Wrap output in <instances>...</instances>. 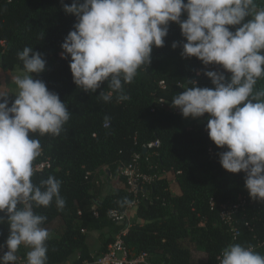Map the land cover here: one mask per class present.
<instances>
[{"label":"trees","instance_id":"obj_1","mask_svg":"<svg viewBox=\"0 0 264 264\" xmlns=\"http://www.w3.org/2000/svg\"><path fill=\"white\" fill-rule=\"evenodd\" d=\"M256 5L264 7V0H256ZM75 22V16L63 10L61 0H0L1 68L24 71L17 53L25 46L41 52L46 69L34 78L43 79L70 110V119L59 135L33 134L51 161L49 168L34 172L33 182L40 185L49 175L55 176L62 182L60 192L65 200L63 208L57 207L55 200L48 207H34L47 218L44 227L57 218L63 220L57 236H49L46 242V264L87 258L93 253L88 245L92 232L99 233L102 243L98 252H104L127 228V221L113 220L109 211L125 210L133 194L125 185L104 195L100 173L106 169L125 182L122 165L155 139H160L161 146L151 152L155 168L149 171L157 172L159 178L149 187L147 199L141 200L124 236L130 254L148 252L155 263L192 264L191 250L182 245L189 239L207 254L203 264H218L216 257L230 243L251 245L264 255V203L249 196L243 171L231 173L222 167L218 153L225 149L209 138L207 114L189 120L172 106V98L192 86L191 81L213 87L204 74L210 70L208 65L181 55L185 38L179 24L170 22L165 45L154 47L151 63L142 65L133 82L123 85L129 98L118 100V94L113 93L112 100L105 102L99 92L110 91L107 83L95 93L83 91L73 81L70 56L61 57V45ZM229 27L235 30L238 26ZM174 41L181 42L180 46L173 48ZM256 89H264V77L258 79ZM14 98L12 95L10 101ZM160 99L165 100V106L159 105ZM142 167L148 171L144 162ZM169 172L175 173L179 195L170 190ZM235 204L240 207L228 224L221 211L223 206ZM0 233V244H4L9 235L7 224H0ZM27 251L22 245L18 254L26 258Z\"/></svg>","mask_w":264,"mask_h":264},{"label":"clouds","instance_id":"obj_2","mask_svg":"<svg viewBox=\"0 0 264 264\" xmlns=\"http://www.w3.org/2000/svg\"><path fill=\"white\" fill-rule=\"evenodd\" d=\"M61 4L76 18L61 45V57L70 56L73 81L83 91L95 93L107 83L110 91L99 92L105 102L113 93L118 100L129 98L123 85L132 83L138 69L151 63L154 47L165 45L170 22L178 23L185 38L181 55L224 71H205L213 87L191 81L192 86L172 98V106L185 118L207 114L209 138L225 149L218 153L222 167L231 173L243 171L249 196L264 203V89H256L264 77V7L257 8L256 0H72L70 4L61 0ZM180 44L174 41L172 47ZM17 55L24 72L12 78L17 88L14 100L0 91V213H4L0 224L9 229L0 244V264H18L22 245L29 248L25 264H46L47 218L34 207H48L55 200L63 208L65 200L62 182L55 176L49 175L40 185L33 182V162L41 154L33 134L59 135L70 110L43 79L34 78L46 69L44 54L25 46ZM216 258L218 264H264V255L241 243H230Z\"/></svg>","mask_w":264,"mask_h":264},{"label":"built area","instance_id":"obj_3","mask_svg":"<svg viewBox=\"0 0 264 264\" xmlns=\"http://www.w3.org/2000/svg\"><path fill=\"white\" fill-rule=\"evenodd\" d=\"M187 14L184 13L182 19H186ZM215 66L214 64L208 65V68ZM163 86L165 84L164 80L160 82ZM160 106H165V100L160 99ZM161 146L160 139H155L143 145V154L141 152H135L133 160L124 164L121 167V175L124 177L125 185L127 190L133 194V200L128 205V207L121 211L119 209L113 208L109 211V216L115 221H127V228L122 230L116 235L115 239L108 245L107 250L104 252H93L83 259L79 260L80 257L68 260L61 264H166L164 262L155 263L151 260L148 252H141L137 255H132L124 240V236L127 234L129 227L131 226L134 218L133 214L136 215L138 206L142 199H147L149 193V187L156 184L159 175L157 172H151L155 168L152 161V150L159 148ZM147 149L144 152V149ZM157 154L156 152L153 153ZM143 162L148 165V171L144 170L142 167ZM35 171H41L51 166L50 159L46 158L44 151L41 149V154L33 162ZM34 171V172H35ZM240 204H235L233 206H223L221 211L222 219L231 224L234 218V214L238 211ZM235 230V229H234ZM238 234V231H235ZM3 251H7L6 248ZM2 254V252H0ZM19 261L18 264H25L26 258L18 254Z\"/></svg>","mask_w":264,"mask_h":264},{"label":"rangeland","instance_id":"obj_4","mask_svg":"<svg viewBox=\"0 0 264 264\" xmlns=\"http://www.w3.org/2000/svg\"><path fill=\"white\" fill-rule=\"evenodd\" d=\"M257 8H260L257 6ZM210 70L214 71H224L221 66H211ZM23 70L19 68H15L13 70H4L1 68L0 63V91H4L10 93L7 97L9 100L11 96L17 91V88L13 82V77L16 75H22ZM227 75H231L230 73H226ZM189 120H194V118L188 117ZM197 119V118H195ZM165 175V174H164ZM101 181L106 191H110L115 189L117 186L121 185L122 182L119 178L113 177L111 175L106 174V169L102 170L100 173ZM109 178V179H107ZM166 178L168 180V184L170 190L173 195H179L181 193L180 187L176 181V176L174 172L166 173ZM134 221V220H133ZM102 241L100 240L99 233L94 232L93 234H89L88 237V245L92 252H98L101 247ZM182 245L191 250V263L192 264H203L207 260V254L201 249L197 248L189 239H185L182 241ZM28 250L29 248L26 247Z\"/></svg>","mask_w":264,"mask_h":264},{"label":"crops","instance_id":"obj_5","mask_svg":"<svg viewBox=\"0 0 264 264\" xmlns=\"http://www.w3.org/2000/svg\"><path fill=\"white\" fill-rule=\"evenodd\" d=\"M108 173V177H109V171L106 170V174ZM118 178V177H116ZM109 179V178H107ZM121 180V179H120ZM122 184L117 186L115 189L113 190H110V191H106L104 186H103V194L106 195V194H111L113 193L117 188L119 187H124L125 186V182H123L121 180ZM132 218H136V215L133 214ZM142 222V221H141ZM61 224H63V220L61 218H57L55 221H53L52 223L48 224L47 226H45L48 230H49V233L50 235L49 236H57V233H56V229L61 226ZM94 232L90 233V234H93ZM92 249V248H91ZM92 251V250H91Z\"/></svg>","mask_w":264,"mask_h":264},{"label":"water","instance_id":"obj_6","mask_svg":"<svg viewBox=\"0 0 264 264\" xmlns=\"http://www.w3.org/2000/svg\"><path fill=\"white\" fill-rule=\"evenodd\" d=\"M146 151H147V149L145 148V149H144V152H146Z\"/></svg>","mask_w":264,"mask_h":264}]
</instances>
